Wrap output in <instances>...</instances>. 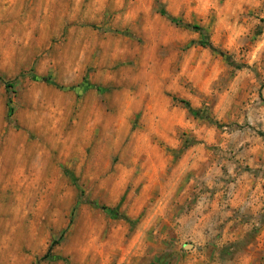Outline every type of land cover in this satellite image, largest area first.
<instances>
[{
	"label": "rangeland",
	"instance_id": "obj_1",
	"mask_svg": "<svg viewBox=\"0 0 264 264\" xmlns=\"http://www.w3.org/2000/svg\"><path fill=\"white\" fill-rule=\"evenodd\" d=\"M256 191L264 0H0V264H264Z\"/></svg>",
	"mask_w": 264,
	"mask_h": 264
},
{
	"label": "crops",
	"instance_id": "obj_2",
	"mask_svg": "<svg viewBox=\"0 0 264 264\" xmlns=\"http://www.w3.org/2000/svg\"><path fill=\"white\" fill-rule=\"evenodd\" d=\"M255 194H257L258 197H255V199H256L255 202H256L257 204L255 205L254 208H260L261 205L259 206L258 204L260 203V201H263V200H264V199H261V200H260V196H261L262 192H260V191H256ZM263 198H264V197H263Z\"/></svg>",
	"mask_w": 264,
	"mask_h": 264
},
{
	"label": "trees",
	"instance_id": "obj_3",
	"mask_svg": "<svg viewBox=\"0 0 264 264\" xmlns=\"http://www.w3.org/2000/svg\"><path fill=\"white\" fill-rule=\"evenodd\" d=\"M10 86H11V85H6L7 88H9ZM185 106H186V108L188 109L189 112H192V109H190V107H189L187 104H185ZM104 210H106V212H108V213L110 212V211L107 210V209H104Z\"/></svg>",
	"mask_w": 264,
	"mask_h": 264
}]
</instances>
